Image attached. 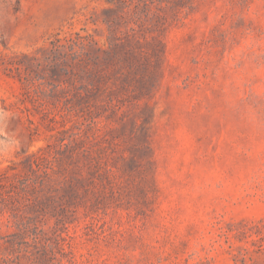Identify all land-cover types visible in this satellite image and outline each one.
Returning <instances> with one entry per match:
<instances>
[{
	"label": "rangeland",
	"instance_id": "rangeland-1",
	"mask_svg": "<svg viewBox=\"0 0 264 264\" xmlns=\"http://www.w3.org/2000/svg\"><path fill=\"white\" fill-rule=\"evenodd\" d=\"M0 109V264H264V0H0Z\"/></svg>",
	"mask_w": 264,
	"mask_h": 264
},
{
	"label": "clouds",
	"instance_id": "clouds-1",
	"mask_svg": "<svg viewBox=\"0 0 264 264\" xmlns=\"http://www.w3.org/2000/svg\"><path fill=\"white\" fill-rule=\"evenodd\" d=\"M14 118L7 109H0V135L7 136L5 129L9 119ZM0 144L4 145L3 151L0 154H9L21 145V140L16 136H7L6 139L0 140Z\"/></svg>",
	"mask_w": 264,
	"mask_h": 264
},
{
	"label": "trees",
	"instance_id": "trees-1",
	"mask_svg": "<svg viewBox=\"0 0 264 264\" xmlns=\"http://www.w3.org/2000/svg\"><path fill=\"white\" fill-rule=\"evenodd\" d=\"M41 240V238H39V236H35V241L39 242ZM46 246V245H45ZM46 248V247H45Z\"/></svg>",
	"mask_w": 264,
	"mask_h": 264
}]
</instances>
